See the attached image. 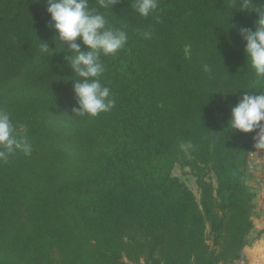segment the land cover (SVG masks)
<instances>
[{
	"label": "trees",
	"instance_id": "trees-1",
	"mask_svg": "<svg viewBox=\"0 0 264 264\" xmlns=\"http://www.w3.org/2000/svg\"><path fill=\"white\" fill-rule=\"evenodd\" d=\"M249 2L159 0L145 18L133 0H89L129 39L101 57L115 107L80 117L79 77L47 0H0V110L33 145L0 162V264H238L259 130L228 119L245 92L259 93L239 29L255 30L264 0ZM179 161L199 199L172 175Z\"/></svg>",
	"mask_w": 264,
	"mask_h": 264
},
{
	"label": "clouds",
	"instance_id": "clouds-1",
	"mask_svg": "<svg viewBox=\"0 0 264 264\" xmlns=\"http://www.w3.org/2000/svg\"><path fill=\"white\" fill-rule=\"evenodd\" d=\"M115 0H99V8H109ZM132 9L141 17L153 16L159 8V0H133ZM249 0H242L241 9L251 8ZM58 40L67 44L68 58L73 72L79 79L73 81V95L78 107L73 112L80 117H97L111 111L116 104L111 90L101 82L105 65L101 57L117 54L128 42V33L122 28L112 27L106 16L89 0H47ZM258 19L255 30L240 28L239 34L245 41L244 52L247 65L252 72L250 89H259L258 94L245 92L230 110L228 127L232 130L250 133L257 132L255 147L264 150V9H256ZM143 39H151L152 32L139 33ZM77 38L87 46L81 51ZM61 46V45H60ZM45 50L49 49L44 45ZM209 71L207 65L203 69ZM192 145L185 146V150ZM33 145L27 138V129L21 135L12 123L10 114L0 110V162L10 156L22 154L31 156Z\"/></svg>",
	"mask_w": 264,
	"mask_h": 264
},
{
	"label": "crops",
	"instance_id": "crops-1",
	"mask_svg": "<svg viewBox=\"0 0 264 264\" xmlns=\"http://www.w3.org/2000/svg\"><path fill=\"white\" fill-rule=\"evenodd\" d=\"M255 143L248 181L255 191V208L251 218L252 228L247 236L248 243L242 250L238 264H264V150L257 149Z\"/></svg>",
	"mask_w": 264,
	"mask_h": 264
},
{
	"label": "rangeland",
	"instance_id": "rangeland-1",
	"mask_svg": "<svg viewBox=\"0 0 264 264\" xmlns=\"http://www.w3.org/2000/svg\"><path fill=\"white\" fill-rule=\"evenodd\" d=\"M172 175L185 183L192 191L195 198L199 199L200 191L196 184V177L192 174L187 165L184 166L183 161H179L173 166ZM208 178H210L211 181H214V177L211 174L208 175Z\"/></svg>",
	"mask_w": 264,
	"mask_h": 264
},
{
	"label": "built area",
	"instance_id": "built-area-1",
	"mask_svg": "<svg viewBox=\"0 0 264 264\" xmlns=\"http://www.w3.org/2000/svg\"><path fill=\"white\" fill-rule=\"evenodd\" d=\"M252 158H253V152L251 151L250 152V161H252ZM251 167V164H250V166H249V168Z\"/></svg>",
	"mask_w": 264,
	"mask_h": 264
}]
</instances>
